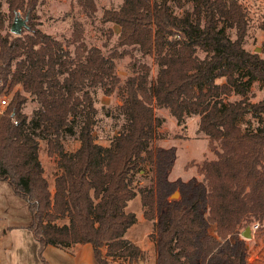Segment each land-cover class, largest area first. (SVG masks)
<instances>
[{
	"label": "trees",
	"instance_id": "16d2710c",
	"mask_svg": "<svg viewBox=\"0 0 264 264\" xmlns=\"http://www.w3.org/2000/svg\"><path fill=\"white\" fill-rule=\"evenodd\" d=\"M4 1L11 14L27 11L30 22L27 33H3L0 11V93L22 86L0 114V181L27 201L28 227L43 263L49 264L43 254L48 245L74 243H90L99 264H113L109 256L145 259V250L126 237L137 222L126 208L139 192L147 218L166 207L156 224L155 264H251L240 232L254 219L264 223V97L253 102L248 92L254 81H264V56L243 45L249 27L243 4L193 0V9L181 15L169 0H123L119 8L107 9L104 20L121 27L118 44L153 55L158 65L152 78L151 66L136 59L134 72L122 81L115 60L84 42L81 21H73L71 52L36 26L39 0ZM77 2L88 16L96 14L95 0ZM227 27L236 29L235 38ZM132 53L125 48L121 55ZM98 86L123 95L125 122L110 145L99 143L93 132L97 108L89 88ZM232 93L242 98L226 99ZM27 94L39 104L32 118L24 111ZM155 104L169 108L179 123L187 114L200 116L199 127L217 154L198 164L203 183L167 179L175 153L152 146L164 122ZM249 112L260 124L243 129L240 121ZM75 117L81 118L80 146L69 152L62 138L73 131ZM38 136L48 140L50 154L59 153L62 171L54 192ZM145 162L153 166L156 185L137 190L131 175ZM177 186L182 198L169 200ZM211 223L216 234L208 232Z\"/></svg>",
	"mask_w": 264,
	"mask_h": 264
},
{
	"label": "rangeland",
	"instance_id": "374dc122",
	"mask_svg": "<svg viewBox=\"0 0 264 264\" xmlns=\"http://www.w3.org/2000/svg\"><path fill=\"white\" fill-rule=\"evenodd\" d=\"M95 1L98 10L94 16H88L83 12L77 0H39L35 8L34 21L38 28L60 40L65 48L74 52L76 44L72 42L73 21L79 20L84 27V42L88 47H99L104 55L115 60L117 73L122 81L134 72L136 59L151 66V77L154 78L157 74L158 65L153 55L142 56L138 49H132L131 46H120L118 37L121 27L113 21L104 20L105 11L111 8H119L123 0ZM239 1L247 10L249 19L248 33L243 45L246 49L264 56V0ZM169 2L175 13L179 15L186 9L192 10L194 6L193 0H169ZM0 11L5 16L6 28L3 30L4 33L6 30H10L15 12L11 14L8 4L4 0L0 4ZM26 14L27 11H21L23 17ZM27 32H29L28 28H24L22 34ZM227 33L232 38L236 37V29L233 27H227ZM125 48H129L133 53L121 55ZM257 48H260V50L257 51ZM205 54L204 51L198 50L200 57H204ZM6 88L1 91L0 98L6 97L10 101L14 91L22 89V86L18 84L11 90H6ZM89 90L93 95L94 105L97 108L93 131L96 140L104 145H110L112 138L122 129L125 122L120 108L123 103V95L118 88L110 94H107L102 86L89 88ZM27 95L28 100L25 103L24 111L32 118L39 104L33 96ZM248 97L253 102L261 100L264 97V81H254L250 86ZM241 98L242 95L238 93H232L226 97V99L232 101ZM5 108L6 106H0V110H5ZM155 113L163 117L164 122L158 127L157 138L153 141L152 146L153 148L173 149L175 153L174 163L168 171L167 179L178 185L189 182L203 183V178L198 172V164L204 159L216 158L217 154L211 148L209 136L199 127L200 116L187 114L185 121L179 123L169 108L156 104ZM80 123L81 118L75 117L73 131L66 130L64 132L62 144L66 151H75L80 146L78 138ZM259 124L258 117L250 112L240 121L243 129L247 126H257ZM37 132L40 133L41 129H37ZM39 142V157L44 167V175L49 181L51 191L54 192L55 177L62 171L59 166V153L50 154L47 139L39 137ZM131 178L137 190L142 186L156 185L153 166L148 162L143 163L141 169L133 172ZM176 191L179 193L172 196ZM182 196V191L177 186L168 196V199L179 200ZM146 209L139 192L134 199L129 201L126 208V210L133 211L137 215V222L129 228L126 237L145 250V259L129 260L125 257L109 256L113 264L156 263L158 255L156 224L159 222L161 211L165 210L166 207L162 205V208L155 212L153 219H149L144 215ZM66 220V218L60 219L61 222ZM256 220H252L251 224ZM30 222L31 216L27 201L19 197L7 181H0V264H44L39 253V242L28 227ZM243 230L244 228L240 232V240L244 244L247 256H250L254 264H264V223H262L259 230L252 231V237L242 235ZM208 232L216 234V224L211 223ZM43 254L49 264H71L66 252L55 246H48ZM91 257L95 262L94 264H98L92 247ZM199 264H203V262H199Z\"/></svg>",
	"mask_w": 264,
	"mask_h": 264
},
{
	"label": "crops",
	"instance_id": "0c3cea01",
	"mask_svg": "<svg viewBox=\"0 0 264 264\" xmlns=\"http://www.w3.org/2000/svg\"><path fill=\"white\" fill-rule=\"evenodd\" d=\"M58 223H62V222L60 220H58ZM48 246H50V245H48ZM52 246H55V245H52ZM55 247L63 249L66 252V256L69 259L71 264H94L95 263L93 258L91 257L92 245L90 243H74V244H71L67 247H60V246H55ZM93 253H94V251H93ZM95 260H96V258H95ZM96 262H97V260H96Z\"/></svg>",
	"mask_w": 264,
	"mask_h": 264
},
{
	"label": "water",
	"instance_id": "95a60500",
	"mask_svg": "<svg viewBox=\"0 0 264 264\" xmlns=\"http://www.w3.org/2000/svg\"><path fill=\"white\" fill-rule=\"evenodd\" d=\"M29 15H25L24 17L20 13H16L14 17V21L12 22V25L10 27L11 32L15 34H22L24 28H29ZM260 50V48H257V51ZM179 192L176 191L172 194V196H176ZM242 235L246 237H252V229L250 225H247L244 230L242 231Z\"/></svg>",
	"mask_w": 264,
	"mask_h": 264
},
{
	"label": "built area",
	"instance_id": "2783aa9c",
	"mask_svg": "<svg viewBox=\"0 0 264 264\" xmlns=\"http://www.w3.org/2000/svg\"><path fill=\"white\" fill-rule=\"evenodd\" d=\"M4 96H6V94H4ZM9 103L8 99L6 97L0 98V106L5 107L7 106ZM4 110H0V114L3 112ZM251 229L252 231L256 232L257 230H259L262 226V223L259 220L254 221L251 225ZM249 261L251 262V264H254V261L250 258V256H247Z\"/></svg>",
	"mask_w": 264,
	"mask_h": 264
}]
</instances>
